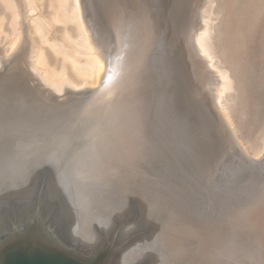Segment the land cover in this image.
Listing matches in <instances>:
<instances>
[{
  "label": "bare ground",
  "instance_id": "1",
  "mask_svg": "<svg viewBox=\"0 0 264 264\" xmlns=\"http://www.w3.org/2000/svg\"><path fill=\"white\" fill-rule=\"evenodd\" d=\"M216 1L204 0L200 5L198 0H0V41L3 38L7 40L5 49L0 51V65L6 62L3 59L6 52V63L10 67L20 69L28 66L27 69L31 71L29 75H32L49 94L54 92L62 96L59 101L65 103L69 96H74L72 93L80 91L79 95H75V101L81 105L79 125L91 123V130L99 135L104 129L103 125L99 124L102 119L112 121V124L120 127L118 130L121 133L126 132L124 126H121L125 119L136 120L137 125H141L145 109L137 107V101L145 87L150 85L155 91V108L164 107L163 112L168 110L171 114V103L173 105L175 97L181 92L179 82L184 75V70L180 67L179 72L174 65L183 66L195 52L213 75L209 80L205 75L197 73L200 75L198 98L206 100L212 97L219 114L237 137L239 131L232 113L239 96L233 92L239 88L245 94L243 68L232 64V71L228 70L220 60L215 42L218 36L215 23H218L216 21L220 15L215 10ZM241 1L244 3L241 12L246 18L250 11L260 14L264 10L261 0H236L234 7ZM193 16L195 21L199 19L201 23L193 24ZM249 20L252 25V17ZM241 27L243 26L235 31L236 44L232 46L234 51L244 48L243 43L247 39ZM22 31H28L30 35H26L30 38L26 35L22 38ZM220 48L222 57L228 59L229 52L233 49L225 46ZM98 52L102 53L99 58ZM176 70L179 74L173 75ZM108 75L110 78L106 80ZM237 79L241 80V84L236 83L238 87L235 85ZM17 83L16 86L22 87ZM212 85L214 88H211ZM28 86L37 94L46 96L44 90L37 91L39 87L35 88L32 84ZM239 92L237 91L238 94ZM142 95L144 99L140 100L144 102L147 96ZM150 104L151 102L149 106ZM159 110L162 111L161 108ZM166 112L167 115L169 112ZM102 113L105 117L101 116ZM160 118V121L164 120L159 116L158 119ZM162 123L161 128L155 127V142H170L174 135L169 133L167 122ZM170 129L172 130V126ZM242 145L250 157L259 159L264 155V136L258 145ZM138 162L127 164L125 172L128 173ZM259 162L264 164V159ZM134 172L132 171L130 176L127 175L130 178L128 182H136ZM26 174L19 181H5L7 185L0 186V207L9 203V206H4L5 211L0 215V224L5 218L10 221L11 218H28L34 222L35 219L44 217L49 220L51 229L59 231L64 246L92 253L104 249L107 255L97 264H181L198 256L203 257L201 255L206 253L196 246H191L189 250L190 241L186 236L156 241L155 233L150 229L147 235L145 231L146 236L137 234V231L136 237H125L123 231L118 242L110 247L113 239L108 241L106 236H101L111 223L105 222L95 231L89 217L99 211V202L109 200L104 201L110 198V194L105 195L106 188L110 186L109 182L122 185L121 177L108 179L85 173L74 178H58L51 182L46 195L33 197V191L37 187L35 177L32 176L33 172ZM122 192L119 197L129 195L128 191ZM92 196L96 198L97 204L90 202ZM112 197L117 198L114 194ZM40 206L43 207L42 211L39 210ZM122 227L120 225L118 230ZM44 231L40 226H35L25 234L26 238L16 236L14 239H18L19 246L44 245L48 243ZM114 231L117 233V228ZM199 241L202 243V240ZM176 245L181 250L177 253L173 251ZM215 252L213 251V255ZM190 254L194 256L191 257ZM229 255L232 259L235 258L234 255ZM230 257L228 261H231ZM201 262L202 260L196 264H202ZM212 264L220 263L213 260Z\"/></svg>",
  "mask_w": 264,
  "mask_h": 264
},
{
  "label": "water",
  "instance_id": "2",
  "mask_svg": "<svg viewBox=\"0 0 264 264\" xmlns=\"http://www.w3.org/2000/svg\"><path fill=\"white\" fill-rule=\"evenodd\" d=\"M14 88L0 89V140L7 141V150H13L8 159L39 166L33 169L32 176L48 179L40 186L43 195L58 178L85 173L108 179L121 177L122 191L130 194L114 203L111 195L122 191L120 186L115 188L116 183L111 184V204L102 213L104 218H117L113 210H120L124 216L135 207L155 233L156 241L180 236L196 238L228 251L236 260L242 258L238 255L240 249L246 251L245 256L250 251L264 253L263 163L231 154L217 168L211 147L189 131L185 123L178 132L185 143L181 157L169 153L165 146L155 149V104L145 112L141 125L125 119L121 126L126 132L121 133L112 121L102 119L99 124L104 129L96 135L91 123L77 122L80 103H62L60 95L49 91L48 96H43L29 86ZM101 116L105 117L104 113ZM137 161L142 172L134 179L136 182H128L130 178L123 171L127 164ZM6 167L0 168V181L2 174L11 172ZM155 169L170 177V186L155 185ZM90 202L96 204L97 200L92 196ZM6 205L9 203L0 207V215ZM43 218L34 222L28 218L2 220L0 264H97L107 255L104 249L92 253L64 246L59 231L51 229L49 220ZM35 226L46 231L48 243L19 246L14 237L26 238L25 234ZM173 251L181 250L176 245ZM201 256L181 264L209 261L206 254Z\"/></svg>",
  "mask_w": 264,
  "mask_h": 264
},
{
  "label": "rangeland",
  "instance_id": "3",
  "mask_svg": "<svg viewBox=\"0 0 264 264\" xmlns=\"http://www.w3.org/2000/svg\"><path fill=\"white\" fill-rule=\"evenodd\" d=\"M235 1L236 0H217L216 1L217 3L215 4V10L218 14L220 13V15L216 21L218 23H215L216 34L218 35V36L216 35L218 42L216 40H215V42L217 45V52L221 58L220 60L222 61V64H225V67L228 70L232 69L231 68L233 66L232 64L243 68V75H244L243 84L245 87V91H244L245 94H243L240 91L241 89H239V88H237L236 92H233L235 95L237 94L236 96H239L238 97L239 99L237 100L238 103H236V105L234 106L233 113H232L235 125L237 127V130L239 131L237 134V137H240V139H238L233 134L232 129L227 125V123L225 122L223 117L219 114V112L216 108V102H213L212 97L210 99H206V100H203L202 98H200V99L198 98L199 97V94H198V79H199V77L198 76H200V75L197 73H201V74L205 75L209 80L212 79L213 75L211 73H209L206 66L203 65L202 59L194 52L193 54H191L190 59L186 61V64H183V66L174 65L175 67L178 68L179 72H180V67H181V69L184 70V72H183L184 75H183L182 81L179 82L181 85V86L179 85L180 86L179 89H181L182 93L179 92L180 94H178V96L175 97V102L173 103V105L171 103V106H172L171 114L168 110H166L167 112L166 111L163 112V109L165 110L164 107H160L162 109V111L159 110L160 109L159 107L155 108V112L156 111L159 112V113L158 112L155 113V119H156L155 120V122H156L155 127L156 126L158 127V128L156 127V129H159V126L161 128V126H163L162 121H164V123L167 122V125L169 126V133L174 135L171 137V141L174 140V141H172V143H171V141L170 142L169 141H166V142H164V141L157 142L156 141L157 143L155 142L156 143L155 149H156V146L157 147L158 146H165V148H167L169 150V153L171 152L172 155H177V156L181 157L182 156L181 152H182V149H184V147H185V143L183 142V140H181V137L178 135V132L181 129V127L183 126V124L185 123L186 128L189 131L195 132L198 137L203 139V142L205 143L206 146L211 147V149H212L211 151H212V153H214L213 156H214V163L215 164H213V165L214 166L216 165L217 168L219 166V163L226 161L231 154L247 157L251 161H258L259 162V161H262L264 159V155L259 159H256L255 156H251V157L248 156L243 149L245 147H243V145H242V144H246V143H247V146H249V143L251 144L250 146L258 145L259 143H261V140L264 136V10L260 14L257 11H255V12L250 11L249 16L247 15V18H246V16H244L241 12L243 9V5H244L243 1L240 2V4H239L240 6L238 5L237 7L236 6L234 7ZM198 2L201 5L204 2V0H198ZM235 8H238V9H235ZM195 11H196V9H195ZM197 11H198V9H197ZM243 17L245 19H243ZM250 17H252V19H253L252 25H251V22L249 20ZM194 18L195 17L193 16L192 17L193 24H195V23L200 24L201 23V21L199 19H197L195 21ZM219 18H220V20H219ZM240 26H243V27H241V29H243V31L247 35V39L243 43L244 48H241L239 51L238 50L234 51V47L232 48V46L234 45V43L236 44V38L234 37L235 31ZM27 32L25 33V31L24 32L22 31V33H23L22 38H23V36L25 38L27 36L26 34H29V32L28 33ZM29 35L27 37H29ZM1 40L2 41H0V51L5 49V45H6L5 42H7V40H4V38ZM3 40H4V43H3ZM223 46L228 47V48L231 47L233 49L229 52L230 55H229L228 59H224L222 57V55L220 54V50L222 49L220 47H223ZM6 56H7V54L5 52L3 59L6 60V62H8ZM6 62L3 63L4 65L3 64L0 65V73H1L0 74V89L1 90H4L5 88H9V87L13 88V89H15L14 87H21V86H16V83L18 82L19 85L21 84L22 86H25V85L28 86V84H30V85L32 84V86H34L35 88L36 87L40 88V89L37 88L38 89L37 91L43 92L44 88L38 84L39 82L36 79H34L32 77V75H29V74H31V71H30V69H27L28 66H25V68L28 70L27 71V70H25V68H20V69L12 68ZM1 66L2 67L4 66V67L2 68ZM2 73H4V74H2ZM177 73H178V71L176 70L173 73V75L174 74L177 75ZM28 77H30V79ZM32 78H33V80H32ZM12 79H14V80H12ZM174 79L176 80V78H174ZM30 81H32V82H30ZM153 81H154L153 87H155V78H153ZM212 81L213 80H211V82ZM24 82L25 83L27 82V84H25ZM18 83H17V85H18ZM236 83L241 84V80L237 79L235 81V85H236V87H238V85ZM211 88H214V85H212ZM143 91H144L142 93L143 95L144 94L146 95V93L148 92L146 95L147 98H145L146 99L145 101L150 100L149 102H151V104L149 106L148 101L145 103V101L142 102L140 100V99H142V100L144 99L143 97H141L142 94L140 95V98H138L140 101L137 99L138 100L137 101L138 102L137 107L145 109L143 117H142V121H143V118L145 117L144 116L145 112L148 111V109L151 108L155 104V95H154L155 91L152 90V86L150 85L149 87H145V89ZM237 91L238 92L240 91L239 94L237 93ZM79 92L73 93L74 96H72V97L69 96L66 103L76 102L75 98H77V97L75 95H79ZM82 92H84V91H82ZM43 93L46 96H48V94H49L48 91L46 92V90H44ZM150 94H152V96ZM194 94H195V96H194ZM60 97H62V96H60ZM151 97L152 98L154 97V98L152 99ZM60 100H62V98H60ZM186 101H187V103H186ZM60 102L65 103L63 101H60ZM76 103H79V102H76ZM211 104H213L214 106H212ZM208 105H209V107H208ZM211 106L214 108H212ZM214 109H215V111H214ZM206 110H208V111H206ZM211 111H214V113ZM160 112L161 113L163 112V113L161 114ZM165 112L166 113L169 112L168 113L169 115L168 114L166 115ZM159 116L162 117L164 120L160 121L161 118L158 119ZM165 116H167L169 118H167ZM168 121H170V122H168ZM77 122L79 123L78 117H77ZM160 122H161V125H160ZM157 123L159 125H157ZM168 123L172 126V130L170 129L171 126ZM225 123H226V125H225ZM217 126H219V127H217ZM173 132H174V134H173ZM173 137H175V139ZM5 140H7V139H5ZM241 142H243V143H241ZM168 145H170V146H168ZM7 149H8L7 141L0 140V168L7 166L6 169L11 171L10 173L2 174V176H1L2 180L0 181V186H6L7 184L5 181H13V180L19 181L21 178H24L27 175L26 173L33 172V169H35L36 167H39V166L33 165L31 163L28 164V163H23L20 161H15V160L11 161V159H8V157L11 156L13 150H7ZM216 170L217 169H215V172H216ZM132 171H135L133 173V175L136 177V176L140 175V173L142 172V169L139 166V164H136L134 166V168H132L131 170L128 171V173H126L125 171H123V172H124V174L130 176ZM4 175H6V176L4 177ZM3 178H5V179H3ZM33 178H34V176H33ZM169 178L170 177L161 175L155 169V185L159 186L161 184L162 186L168 187L171 184V181ZM118 179H120V178H118ZM34 180H35V184L37 185V187L33 191V197H35V196L41 197V196H43V194H42V189L40 186L45 184L44 182H47L48 179L43 178V176H41V175H38V176H35ZM122 180H124V179H122ZM111 184L112 183L109 182V185H111ZM116 184H118V186H117L118 188L121 185L119 183H116ZM117 187H115V188L118 189ZM108 188L110 189V186H108L106 188L108 193L105 192V195H107V194L109 195L110 190H108ZM120 190H122V189H120ZM115 195L117 196V198L115 197L116 199L114 198V200L116 202V200L117 201H118V199L120 200L121 196L119 198L118 194H114V196ZM119 195H120V193H119ZM111 196H113V194ZM105 197H107V196H105ZM108 199L110 200V198L108 197L107 199H104V201H107ZM109 200L107 202H103V201L99 202V204H97L98 203L97 202L96 204L98 206L97 205L96 206L98 207L99 211L93 213L92 216L89 217V220L91 222V226H93L95 231L98 230L100 228V226L102 224H104L105 222L111 223L110 224L111 226L113 225V227H111V226L107 227L108 229L105 228L102 236H101V234L99 236H101V237L106 236L105 238H107L108 241L109 240L111 241L113 239L111 242L116 243V242H118L117 240L122 237L124 232H125L124 233L125 235H123V236H125V237H127L128 235L136 237L137 235L135 236V234L137 233V231H138L137 234H139V235H144V233L146 231L145 234L147 235V231L149 230L150 226L146 224V222L144 221L143 218H141L142 217L141 211L140 210L138 211L137 208H135V207H131L129 209L127 208L128 213L125 214L124 216H123V213H120V210H113V213L114 214L116 213L118 215L117 218L114 217L113 215L107 216V219L104 218L102 213H104V211L106 209L109 210V208H110L109 203L111 204V201H109ZM100 205H101V207H100ZM102 205L103 206L107 205L109 207H107V206L102 207ZM117 225H119V226L122 225L123 227L118 230L119 226H117ZM116 228H117V233L114 231V229L116 230ZM140 229H142L143 231ZM140 232H142V233H140ZM146 235H144V236H146ZM186 239H189L188 241H190L189 250L191 249L190 248L191 246L199 247L201 249V251L206 252L205 253L206 256H209L208 260L211 262L210 264H212L213 260H215V261L217 260V262L221 264L222 262L228 261V258L230 257L229 253H227L228 251L219 250L218 253H216L215 251L218 249L213 248L211 246V243H205L203 241L201 243V241H199L200 239H196V238L193 239L190 237H186ZM212 250L215 252L216 256L213 255ZM239 254L242 258H240L238 260L233 261L232 257H230V260L232 263H236V264H264V253L263 252H259V253L255 254L254 252L250 251L249 253H247V257H246L245 256L246 251L244 249H240L238 252V255ZM249 255L251 257H249ZM190 256L193 257L194 255L190 254ZM155 259H156V257H155ZM247 259H249L250 261H248ZM207 263L208 262L202 263V264H207Z\"/></svg>",
  "mask_w": 264,
  "mask_h": 264
},
{
  "label": "clouds",
  "instance_id": "4",
  "mask_svg": "<svg viewBox=\"0 0 264 264\" xmlns=\"http://www.w3.org/2000/svg\"><path fill=\"white\" fill-rule=\"evenodd\" d=\"M261 7H264V0H261ZM100 55H102V53L98 52V58H99ZM101 62H103V61H101Z\"/></svg>",
  "mask_w": 264,
  "mask_h": 264
}]
</instances>
